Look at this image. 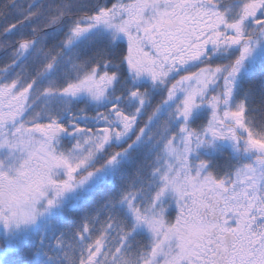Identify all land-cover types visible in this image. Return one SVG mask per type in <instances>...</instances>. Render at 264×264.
I'll list each match as a JSON object with an SVG mask.
<instances>
[{
  "label": "snow or ice",
  "instance_id": "obj_1",
  "mask_svg": "<svg viewBox=\"0 0 264 264\" xmlns=\"http://www.w3.org/2000/svg\"><path fill=\"white\" fill-rule=\"evenodd\" d=\"M0 264H264V0H0Z\"/></svg>",
  "mask_w": 264,
  "mask_h": 264
}]
</instances>
